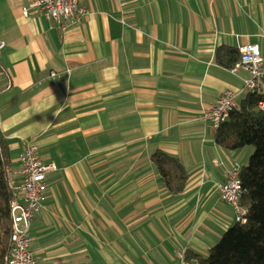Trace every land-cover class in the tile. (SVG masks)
I'll list each match as a JSON object with an SVG mask.
<instances>
[{"label":"crops","instance_id":"obj_1","mask_svg":"<svg viewBox=\"0 0 264 264\" xmlns=\"http://www.w3.org/2000/svg\"><path fill=\"white\" fill-rule=\"evenodd\" d=\"M24 6L0 0V132L14 188L26 144L56 166L30 224L37 264L207 256L235 215L217 186L250 154L217 146L202 118L222 92L237 108L248 95V72L215 54L257 44L264 63V0H79L87 13L64 30ZM155 152L184 168L182 193L166 190Z\"/></svg>","mask_w":264,"mask_h":264},{"label":"trees","instance_id":"obj_2","mask_svg":"<svg viewBox=\"0 0 264 264\" xmlns=\"http://www.w3.org/2000/svg\"><path fill=\"white\" fill-rule=\"evenodd\" d=\"M238 60L237 50H219L215 54V62L226 69H232ZM259 101L264 102V82L261 92L248 93L214 136L215 144L225 150L253 148L247 165L240 172L243 190L240 204L248 209L246 221L227 230L219 243L208 250L207 256L187 253L186 260L192 264H264V109L259 108ZM151 161L168 193H182L187 174L181 164L163 152H155ZM10 167L8 143L0 132V264H5L9 253L10 204L17 195L8 182Z\"/></svg>","mask_w":264,"mask_h":264},{"label":"built area","instance_id":"obj_3","mask_svg":"<svg viewBox=\"0 0 264 264\" xmlns=\"http://www.w3.org/2000/svg\"><path fill=\"white\" fill-rule=\"evenodd\" d=\"M26 6L22 8L24 16L30 10L41 12L46 18L59 24L64 30L63 22L75 17H84L87 10L79 6V0H22ZM216 1V0H211ZM4 46L0 43V49ZM239 60L233 70L243 68L249 78L243 81L244 90L250 94L261 92L264 82V63L257 44H244L238 47ZM51 76H55L54 73ZM235 94L226 90L222 92L215 105L202 113L203 120L213 129L217 130L224 123L230 113L237 109ZM258 106L264 109V102L259 101ZM38 148L35 144L28 143L20 154L18 161L21 166V183L18 188H13L20 193V199L13 200L10 204L11 239L9 253L5 264H37L33 252L29 248L30 224L35 214L39 213L46 193V176L56 170L54 164L43 163L38 157ZM241 167L232 163L228 168L225 181L217 186L220 199L231 206L236 215V223H245L248 209L240 204L243 194L240 181ZM179 264H192L186 260V253L178 252Z\"/></svg>","mask_w":264,"mask_h":264},{"label":"rangeland","instance_id":"obj_4","mask_svg":"<svg viewBox=\"0 0 264 264\" xmlns=\"http://www.w3.org/2000/svg\"><path fill=\"white\" fill-rule=\"evenodd\" d=\"M240 150H242V149H240ZM244 150H246V152H247L248 150H250V154H249L248 156H242V158H243V157H244V158L246 157V159H247L246 162H245V165H246V164L248 163V161H249L250 156H251L252 153H253V148L250 147V146H247V147L244 148ZM234 214H235V212H234ZM235 224H236V215H234L233 222H232V224H231V226H230L229 228H232ZM229 228H228V229H229ZM228 229H227V230H228ZM227 230H226V231H227ZM224 231H225V230H224ZM226 231H225V232H226ZM221 234L223 235L224 233L221 231ZM220 237H222V236H220ZM220 239H221V238H219V239L217 240L216 244L219 243ZM216 244H215V245H216Z\"/></svg>","mask_w":264,"mask_h":264}]
</instances>
